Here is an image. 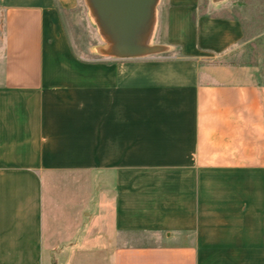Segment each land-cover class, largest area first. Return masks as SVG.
Masks as SVG:
<instances>
[{"label":"crops","instance_id":"1","mask_svg":"<svg viewBox=\"0 0 264 264\" xmlns=\"http://www.w3.org/2000/svg\"><path fill=\"white\" fill-rule=\"evenodd\" d=\"M77 4L0 0V264H264V78L227 59L243 21L159 0L166 52L86 59Z\"/></svg>","mask_w":264,"mask_h":264},{"label":"rangeland","instance_id":"2","mask_svg":"<svg viewBox=\"0 0 264 264\" xmlns=\"http://www.w3.org/2000/svg\"><path fill=\"white\" fill-rule=\"evenodd\" d=\"M210 6V9H218L226 15L238 17L244 23V40L227 56L228 61L236 65L253 66L261 70L262 78H264V0H220L212 1ZM62 20L78 55L86 59L105 57L99 49L106 46V41L100 33L86 0H78L74 9L62 12ZM67 211L68 209L63 207L58 214L60 216L68 214ZM65 263L64 259L50 260L48 252L44 256V264ZM91 264H99V260L94 258Z\"/></svg>","mask_w":264,"mask_h":264},{"label":"water","instance_id":"3","mask_svg":"<svg viewBox=\"0 0 264 264\" xmlns=\"http://www.w3.org/2000/svg\"><path fill=\"white\" fill-rule=\"evenodd\" d=\"M86 3L106 41V46L99 49L103 56L134 59L167 51L166 46L151 42L159 0H86Z\"/></svg>","mask_w":264,"mask_h":264}]
</instances>
